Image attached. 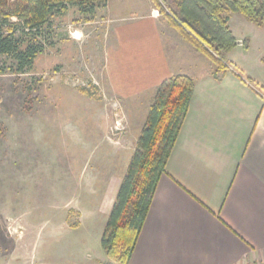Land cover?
<instances>
[{"label": "rangeland", "instance_id": "374dc122", "mask_svg": "<svg viewBox=\"0 0 264 264\" xmlns=\"http://www.w3.org/2000/svg\"><path fill=\"white\" fill-rule=\"evenodd\" d=\"M109 2L93 22L79 20L75 6L53 17L32 69L0 74V264L107 259L101 202L122 183L149 114L140 99L111 92L106 71L112 12L128 5L131 16L144 0ZM233 31L237 43L248 39L226 56L236 65L261 37L253 23L235 20Z\"/></svg>", "mask_w": 264, "mask_h": 264}, {"label": "crops", "instance_id": "0c3cea01", "mask_svg": "<svg viewBox=\"0 0 264 264\" xmlns=\"http://www.w3.org/2000/svg\"><path fill=\"white\" fill-rule=\"evenodd\" d=\"M131 7L134 16L124 14L127 5L125 12L115 9L108 17L111 92L126 103L140 99L146 113L157 88L175 76L193 79L195 92L130 264L264 263V27L255 25L261 37L258 52L234 60L241 70L229 62V71L218 72L152 1ZM235 20L251 24L232 14V31ZM241 41L233 52L248 39ZM120 183L110 185L101 202L107 216ZM86 258L79 264L95 260Z\"/></svg>", "mask_w": 264, "mask_h": 264}, {"label": "trees", "instance_id": "16d2710c", "mask_svg": "<svg viewBox=\"0 0 264 264\" xmlns=\"http://www.w3.org/2000/svg\"><path fill=\"white\" fill-rule=\"evenodd\" d=\"M108 1L0 0V74L6 70L25 74L32 69L45 50L53 17H64L75 6L79 20L93 22ZM152 3L189 43L216 64L218 72L231 69L226 56L239 45L230 27L232 14H240L257 27H264V0H152ZM194 92L193 79L181 75L157 88L137 149L108 216L102 237L108 260L100 264H130ZM78 226L79 223L73 228Z\"/></svg>", "mask_w": 264, "mask_h": 264}, {"label": "built area", "instance_id": "2783aa9c", "mask_svg": "<svg viewBox=\"0 0 264 264\" xmlns=\"http://www.w3.org/2000/svg\"><path fill=\"white\" fill-rule=\"evenodd\" d=\"M262 264H264V263H262Z\"/></svg>", "mask_w": 264, "mask_h": 264}]
</instances>
